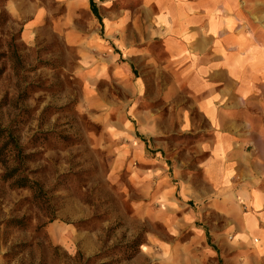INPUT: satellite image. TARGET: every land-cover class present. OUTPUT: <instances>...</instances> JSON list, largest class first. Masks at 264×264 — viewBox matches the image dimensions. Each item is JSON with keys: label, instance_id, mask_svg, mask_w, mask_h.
Returning a JSON list of instances; mask_svg holds the SVG:
<instances>
[{"label": "rangeland", "instance_id": "374dc122", "mask_svg": "<svg viewBox=\"0 0 264 264\" xmlns=\"http://www.w3.org/2000/svg\"><path fill=\"white\" fill-rule=\"evenodd\" d=\"M157 3L0 0V264H264L253 191L206 178L215 131ZM206 3L264 55V0Z\"/></svg>", "mask_w": 264, "mask_h": 264}, {"label": "crops", "instance_id": "0c3cea01", "mask_svg": "<svg viewBox=\"0 0 264 264\" xmlns=\"http://www.w3.org/2000/svg\"><path fill=\"white\" fill-rule=\"evenodd\" d=\"M157 1L156 38L169 57L189 66L198 109L215 131L203 148L206 178L219 190L238 171L254 194L251 228L264 240V229L255 227L264 224V55H253L246 43L229 49L206 0Z\"/></svg>", "mask_w": 264, "mask_h": 264}]
</instances>
